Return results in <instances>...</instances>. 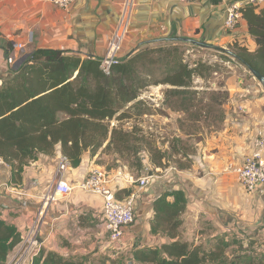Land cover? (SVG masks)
Wrapping results in <instances>:
<instances>
[{
  "label": "crops",
  "instance_id": "0c3cea01",
  "mask_svg": "<svg viewBox=\"0 0 264 264\" xmlns=\"http://www.w3.org/2000/svg\"><path fill=\"white\" fill-rule=\"evenodd\" d=\"M238 1L243 0H197L191 3L134 0L128 8L127 0H73L68 7H60L49 0H0V86L34 50L57 49L101 58L107 53L113 35L123 28L125 37L120 58L134 53L144 42L175 38L225 49L238 42L255 50L257 44L248 32L246 21L242 19L234 31L225 27L227 8ZM16 43H22L23 48H14ZM9 54L17 57V63L7 62ZM212 57L218 59L214 54ZM228 67L231 75L226 84L230 98L223 106L224 120L218 129L204 134L201 131L199 135L203 140L196 141L197 151L191 155L190 168L174 170L170 167L154 176L145 190L130 179L133 175L127 167L109 172L115 191L123 198L135 195L137 202L135 222L113 247L117 248V253L132 257V251L137 247L166 242L165 237L151 232L155 213L153 202L158 195L150 191V187L156 181L163 184L165 191L181 189L185 192L188 205L182 219L187 237L195 236L199 240L217 234L236 235L264 250V187L250 192L237 173L228 169L229 165L243 163L253 148L256 132L264 130V87L254 76L248 75L249 70L242 65ZM169 87L151 86L148 98L163 102L164 90ZM163 108L166 110L167 107ZM62 156L61 146L57 145L54 154H40L20 178L13 175L8 164L2 163L0 218L14 224L21 234L43 207ZM106 157L104 155L102 159ZM97 158L84 152L80 164L71 165L66 175L75 187L72 193L57 195L55 200L48 201L40 215L42 248L67 258L84 259L85 264L112 257L113 244L100 217L103 198L78 186L92 168L105 167L96 162ZM15 188L27 192L26 206L14 192ZM19 249L18 244L8 261Z\"/></svg>",
  "mask_w": 264,
  "mask_h": 264
},
{
  "label": "trees",
  "instance_id": "16d2710c",
  "mask_svg": "<svg viewBox=\"0 0 264 264\" xmlns=\"http://www.w3.org/2000/svg\"><path fill=\"white\" fill-rule=\"evenodd\" d=\"M243 20L257 48L251 50L235 42L228 46L232 54L215 50L216 61L191 59L184 44L200 45L176 38L144 42L108 71L101 67L99 58L79 53L57 49L29 53L0 86V167L8 164L13 175L20 178L40 154L52 155L60 145L74 167L88 151L92 158L98 156L96 162L109 172L127 167L136 179L150 171L161 175L170 167L190 168L196 141L203 140V136L199 135L202 130L192 129L186 122L192 120L194 125L205 117L211 132L218 120H224V114L213 113L216 107L223 109L230 98L226 62L249 71L254 68L264 75V6L244 8ZM218 75L220 90L198 88V80L209 87ZM159 85L170 86L164 90L165 107L184 116L177 121L174 137L165 142L167 147L144 126L126 125L133 118L165 114L163 108L151 112V105L143 98L151 86ZM207 95L209 103L205 105ZM104 155L111 156V160L102 159ZM116 194L123 198L119 192ZM187 205L188 198L181 189L164 191L155 198L151 232L167 240L135 248L130 258L133 264H264V250L236 235L217 234L199 240L187 237L182 219ZM20 242L17 227L0 218V264L7 263ZM33 264L85 261L42 248Z\"/></svg>",
  "mask_w": 264,
  "mask_h": 264
},
{
  "label": "built area",
  "instance_id": "2783aa9c",
  "mask_svg": "<svg viewBox=\"0 0 264 264\" xmlns=\"http://www.w3.org/2000/svg\"><path fill=\"white\" fill-rule=\"evenodd\" d=\"M60 7H68L73 0H49ZM134 0H127V7L133 5ZM182 3H191L197 0H180ZM249 6L263 7L264 0H243L230 4L227 8L225 27L230 31H234L241 25L243 19V9ZM125 37V28L118 30L112 37L107 53L99 58L101 67L108 71L112 65L117 64L121 58L123 41ZM14 48L22 49V43H16ZM17 57L14 54L7 56V62L11 65L17 63ZM71 162L66 156H62L59 162L57 172L54 179V185L43 201L42 206H46L48 201L55 200L57 195L66 196L72 193L75 188L67 180L66 175L70 170ZM229 170L235 171L240 182L253 192L258 188L264 187V130L259 129L253 142V148L244 161L240 165H229ZM148 174L134 179H130L134 183H138L140 189L149 188L151 179ZM80 188L91 193L100 195L103 198V209L101 213V221L104 229L108 233L111 243H119L126 229L135 222L136 196L131 195L124 198H118L115 189L111 186L110 173L102 166L92 168L87 177L78 185ZM14 192L19 198L27 196V192L23 189H16ZM42 207L33 222L26 227L21 234L20 249L16 255L6 264H33L42 249V241L40 239V215L44 212Z\"/></svg>",
  "mask_w": 264,
  "mask_h": 264
},
{
  "label": "rangeland",
  "instance_id": "374dc122",
  "mask_svg": "<svg viewBox=\"0 0 264 264\" xmlns=\"http://www.w3.org/2000/svg\"><path fill=\"white\" fill-rule=\"evenodd\" d=\"M184 45L186 47H188V55H189V57L191 59H195L197 57H204V58H212L215 61L217 60L215 57H212V55L215 54V52H216L214 50L202 49L200 46L199 47L193 46V44H191V43H186ZM226 65L227 66H233L234 63H232V62H226ZM230 75H231V69H230L229 76ZM248 75L253 76L251 72ZM216 77L217 78L212 79L211 83L208 84L209 87L208 86H205V85H207V83L203 82L202 80H198L197 81L199 83V87L198 88L200 90L208 89L210 91L211 90L219 89L218 88V82L220 81L221 76L218 75ZM219 77H220V79H219ZM257 81L260 82L258 79H257ZM148 91H151V90H148ZM148 91H146L143 94V98H145L148 101V103L151 105V112H155L154 111L155 109H161V108L165 107L164 101L163 102L160 101V100L159 101H153V100L149 99L148 98V96H149ZM200 97H202V95ZM206 97H208V95L204 97L203 104H205V105H206V103H209V100ZM201 105H199L197 108H193V111H197V109L199 107H201ZM223 109H221L220 107H216V110L214 111L213 115H217V116L223 115L224 114V111H222ZM61 117H63V114H61ZM179 117L184 118L183 114H180L179 112H175V111H172V110L166 108L165 114H159L157 112V113H155L154 117L144 116V117H141V118H133L129 122H126V125L129 126L131 124L132 125L133 124H140V125L144 126L146 129L150 130L154 134V137L156 138V140L159 143H161V141H162L163 144H164V147H166L168 144L165 143V142L169 138L174 137V135L177 132L176 128L178 127V122L177 121H178ZM192 122L193 121L192 120H189V119H188V122H186V124L188 126H190V128H192V129H195V130L198 129L200 131L202 130L203 132H208L210 130L209 129V126H208L209 120H206L205 117H203L198 122L196 121V123L194 125H192ZM215 124L216 125H214L212 127V129H215V128H218V127L220 128L221 127V124H222V121L218 120ZM111 158H112L111 156H108L105 159H106L107 162H109L111 160ZM147 174H143L142 176L147 175ZM154 175L156 176V174H154ZM134 179H136V178L134 177ZM22 199L23 200H26L25 198H22ZM44 207L45 206H43V208ZM20 208L21 207L19 205V209ZM112 244H113L112 245V252H111L112 257H108V259L105 258V260H102V259L99 260L98 259V262H92L91 264H104V263H107V264H129V262L131 261L130 260L131 257H129L128 255H126L125 253L122 254V255L120 253H117V248H113V247H116L117 246L116 245L117 243L116 244L112 243Z\"/></svg>",
  "mask_w": 264,
  "mask_h": 264
},
{
  "label": "water",
  "instance_id": "95a60500",
  "mask_svg": "<svg viewBox=\"0 0 264 264\" xmlns=\"http://www.w3.org/2000/svg\"><path fill=\"white\" fill-rule=\"evenodd\" d=\"M191 42L195 43V44H198L202 47H206V48H213L215 50H221V51H227L229 53L232 54V52L229 50V49H225V48H221V47H218V46H213V45H210V44H206V43H202V42H199V41H195V40H191ZM250 72L252 73V75L258 79L260 81V83L262 84V86L264 87V75L259 72L258 70L254 69V68H251L250 69ZM148 175L150 177H154V173L152 171L148 172ZM150 191H152L154 194L156 195H160L161 193H163L165 191V187L163 186V184L159 181H156L154 182L151 187H150ZM21 203L26 206L27 205V202L25 200H22ZM129 264H132V262L130 261Z\"/></svg>",
  "mask_w": 264,
  "mask_h": 264
}]
</instances>
